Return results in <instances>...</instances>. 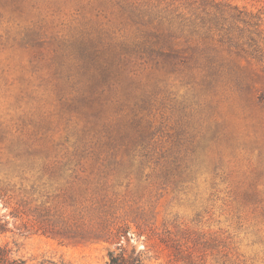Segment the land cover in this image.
<instances>
[{
    "label": "rangeland",
    "instance_id": "obj_1",
    "mask_svg": "<svg viewBox=\"0 0 264 264\" xmlns=\"http://www.w3.org/2000/svg\"><path fill=\"white\" fill-rule=\"evenodd\" d=\"M0 223L18 264H264V0H0Z\"/></svg>",
    "mask_w": 264,
    "mask_h": 264
},
{
    "label": "trees",
    "instance_id": "obj_2",
    "mask_svg": "<svg viewBox=\"0 0 264 264\" xmlns=\"http://www.w3.org/2000/svg\"><path fill=\"white\" fill-rule=\"evenodd\" d=\"M116 225V224H115ZM110 223H105L99 225L97 229L89 228L88 226H83L77 231H72L68 228L64 230H53V229H43L44 232H48L54 236L59 238L71 241V239H75L76 237H81L82 240H104L107 242H118L116 241L120 236L124 235L126 230H123V226H112L110 227ZM107 229V230H106ZM4 231V225L0 223V232ZM173 248H168L171 254L177 260H182L187 262L188 264H199L192 258V253L195 248H177L172 246ZM121 252L114 253L113 250L108 251L109 259L106 264H142V258L140 252L132 251V253L128 256L125 255V249L120 248ZM18 264L15 259L7 256L6 250L0 243V264Z\"/></svg>",
    "mask_w": 264,
    "mask_h": 264
}]
</instances>
